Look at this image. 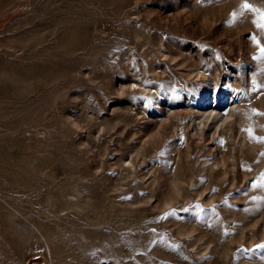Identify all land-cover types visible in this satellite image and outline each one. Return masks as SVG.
Instances as JSON below:
<instances>
[{
    "label": "rangeland",
    "instance_id": "rangeland-1",
    "mask_svg": "<svg viewBox=\"0 0 264 264\" xmlns=\"http://www.w3.org/2000/svg\"><path fill=\"white\" fill-rule=\"evenodd\" d=\"M0 264H264V0H0Z\"/></svg>",
    "mask_w": 264,
    "mask_h": 264
},
{
    "label": "bare ground",
    "instance_id": "bare-ground-1",
    "mask_svg": "<svg viewBox=\"0 0 264 264\" xmlns=\"http://www.w3.org/2000/svg\"><path fill=\"white\" fill-rule=\"evenodd\" d=\"M216 101H217V100H215V102H216ZM214 105H215V104H211V102H208V98L205 99V100L200 104V110L203 111V112H205V115H206V116H205V115L203 114V116L209 118V117L207 116V114H208V113L206 112L207 110L211 109V110L213 111V110H218V109H219L218 107H220V106H217V108H216V107H214ZM216 105H219V104L216 103ZM212 107H213V108H212ZM212 111H211V112H212ZM208 112H209V111H208ZM213 112H214V111H213ZM215 112H216V111H215ZM215 112H214V113H215ZM209 113H210V112H209ZM214 113H213V114H214ZM216 113H217V112H216ZM216 113H215V115H216ZM201 114H202V113H201ZM218 114H219V113H218ZM228 114H229V113H228ZM211 115H212V114H211ZM211 115H210V119H209V121L212 120L211 117H213V116H211ZM230 115H231V114H230ZM196 116H197V115H196ZM201 116H202V115H201ZM203 116H202V117H203ZM219 116L223 117L222 115H219ZM227 116H229V115H227ZM215 117H216V116H215ZM230 117H231V116H230ZM203 118H204V117H203ZM217 118H219V117L217 116ZM225 118H226V117H225ZM228 118H229V117H228ZM223 119H224V118H223ZM205 120H206V118H205ZM214 120H215V119H214ZM226 120H227V118H226ZM226 120L224 119L225 122H226ZM212 121H213V120H212ZM215 121H216V120H215Z\"/></svg>",
    "mask_w": 264,
    "mask_h": 264
}]
</instances>
